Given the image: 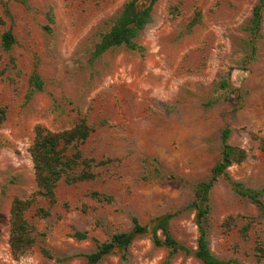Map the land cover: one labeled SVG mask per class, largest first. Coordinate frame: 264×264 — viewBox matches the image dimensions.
I'll return each mask as SVG.
<instances>
[{
  "label": "rangeland",
  "instance_id": "obj_1",
  "mask_svg": "<svg viewBox=\"0 0 264 264\" xmlns=\"http://www.w3.org/2000/svg\"><path fill=\"white\" fill-rule=\"evenodd\" d=\"M3 1L10 18L0 4V35L10 30L16 43L9 52L0 48V106L6 109L0 126V264H85L82 255L95 251V241L128 232L132 216L149 226L173 214L172 237L194 251V214L185 207L196 183L209 178L226 127L232 131L228 143L247 153L228 175L261 191L264 202V154L251 138H264V9L259 37L244 31L257 0H158L137 35L140 50L119 47L95 59L99 33L127 0ZM197 12L200 22L186 33ZM34 67L45 88L28 98ZM78 117L93 129L82 146L84 156L112 162L96 169L92 182L61 184L48 218L34 215L35 208L47 207L39 199L26 214L37 243L14 258L7 243L9 209L14 197L27 198L35 190L27 151L33 130L69 129ZM93 191L112 202H96L89 196ZM209 206L204 226L210 252L221 260L264 264L254 253L258 242L264 248V213L222 178L210 191ZM228 217L235 220L229 228L223 226ZM249 220L245 241L238 230ZM76 232H85L86 239L74 238ZM41 248L70 259H47ZM167 259L168 250L154 247L148 234L99 264ZM167 264L202 263L191 253L177 254Z\"/></svg>",
  "mask_w": 264,
  "mask_h": 264
},
{
  "label": "trees",
  "instance_id": "obj_2",
  "mask_svg": "<svg viewBox=\"0 0 264 264\" xmlns=\"http://www.w3.org/2000/svg\"><path fill=\"white\" fill-rule=\"evenodd\" d=\"M19 1L24 5L26 4L25 0ZM157 1L127 0L118 15L105 22L106 28L99 33V40L94 45L92 57L94 59L98 58L105 52L119 47L128 50H140L141 48L136 43L137 35L149 23L153 7ZM0 4L3 8L4 16L10 18L7 2L0 0ZM263 9L264 0H257L244 27V31L252 38L259 37ZM47 18L52 21L50 12ZM199 22L200 14L197 12L188 23L185 30L186 33H190L192 28ZM3 24V19L0 16V26H3ZM45 29L48 30V28ZM15 43L16 40L10 30L2 32L0 35V48L4 52H9ZM250 44V48L253 50V42H250ZM220 86L224 89L227 84L222 81ZM44 88L45 82L37 72L36 67H34L28 78V98L35 93L44 91ZM5 118L6 109L0 106V126L5 121ZM92 131V127L87 124L84 117H78L69 129L56 132H50L42 126L34 128V137L27 151L32 164L35 190L27 198L14 197L9 209L7 243L14 258L23 256L37 243L38 233L36 228L28 221L26 214L37 204L39 199L44 200L47 203V207L35 208L34 215L38 219L48 218L50 209L57 204L56 190L61 184L70 186L92 182L98 177L96 169L112 162L110 159L95 160L84 156L82 146ZM231 132L228 127L222 130L220 134L221 149L219 158L211 169L209 178L196 183L193 188V199L185 207V210L194 214V224L198 234L194 251H191L172 237L169 222L174 217L173 214H165L155 218L150 222L149 226L141 225L137 218L132 216L130 218L131 228L128 232L115 233L111 235L108 241L102 243L95 241V251L82 255L86 260L85 264H99L105 257L115 251L124 253L135 238L148 234L154 247L168 250V259L177 254L189 255L192 253L202 264H241L233 259L221 260L210 252L204 226L210 211L209 194L219 178L224 179L228 183L234 194L246 199L257 210L264 213L262 192L234 181L227 173V169L231 165L241 164L247 158L245 150L228 143ZM251 138L257 142L258 149L264 154V138H258L255 135H251ZM153 161L155 162V159ZM89 196L98 203L110 204L112 202L110 196L96 191L91 192ZM234 221L233 217H228L223 222V226L229 228L234 224ZM251 226L252 222L249 220L239 228L238 234L242 240L246 241L249 239ZM74 238L84 240L86 239V233L76 232ZM40 251L45 258H54L48 250L41 248ZM254 253L258 260L264 257V248L260 242L257 243ZM54 259L60 263L70 258ZM168 259L163 264H167Z\"/></svg>",
  "mask_w": 264,
  "mask_h": 264
}]
</instances>
